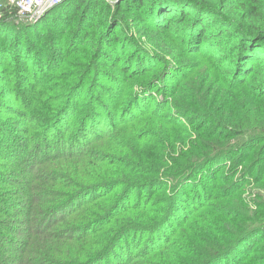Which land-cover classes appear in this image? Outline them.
Segmentation results:
<instances>
[{"label": "trees", "instance_id": "obj_1", "mask_svg": "<svg viewBox=\"0 0 264 264\" xmlns=\"http://www.w3.org/2000/svg\"><path fill=\"white\" fill-rule=\"evenodd\" d=\"M18 11L19 7L9 0L0 7V38L5 39H0V60H3L0 112L12 119L31 118L35 124L21 128L19 133L0 137V170H4L0 172V234L4 224L15 217H19L16 218L18 223H28L27 219L44 216L47 227L30 229L31 233L22 243L23 249L16 250L25 258L11 263L22 264L26 259L28 264H35L37 259L47 264H96L106 259L108 264H214L238 252L240 248L235 251V245L246 239L250 231L243 229L235 236L233 233L229 238L220 237L212 226L214 216L210 210H205L208 204H197L193 198L188 201L194 187L186 175L190 179L199 158L189 153L181 157V161L143 155L139 156L141 163H133L135 169L141 170H134L133 174L126 156L122 159L114 153L102 154L101 143L105 140L101 132H94L98 129L96 122L88 124L90 117L86 127L77 128L75 132V118L71 117L73 123H70L59 116L79 101L78 96L70 94L77 89L83 79L81 76L91 74L101 63L120 69L130 80L150 71L144 64L141 66L142 62L134 66V60L126 58L132 43L126 33L123 35L120 17L132 11L139 12L144 19L157 16L161 22H149L150 26L169 31L184 23L191 28L186 33L187 41H194L197 51L208 46V49L224 52V63L228 66L225 69L232 83H236L233 86L248 87L264 94V0H64L42 17L28 20L20 27L11 21ZM48 53L56 56L54 63L58 61L54 79L65 81L69 86L60 84L65 97L55 96L51 100L55 104L44 107L39 98L50 88H46L47 92L39 91L36 87L41 84L33 83L27 76L35 73L40 76V71L45 72L47 66L43 63ZM36 60L41 62V70L33 67L30 75L25 74L24 70L28 71ZM89 78L87 75L86 79ZM22 88L28 91L27 96ZM6 97H11L12 104ZM123 97L128 96L123 94ZM143 119L136 116L133 122ZM166 121L162 123L182 124L177 120ZM218 122L215 135L219 138L253 128L250 123L236 126L233 121ZM12 126L7 119L0 118V129ZM33 129L35 138L31 134ZM186 130L189 129L186 127ZM72 132L74 134H68ZM149 133L141 135L143 139L137 142L147 141L154 131ZM131 138L128 136L129 142ZM226 143H213L208 150L198 152L204 155L199 162H212L211 159L222 156L223 150L227 154L230 146ZM19 145L26 150L22 155L32 149L33 160L24 159L27 166L24 170H20ZM222 146L226 149H221ZM215 150L220 151L211 155ZM192 156H195L194 162ZM33 166L45 170L32 172ZM139 171L147 176L144 186L135 180L134 175ZM174 179H179V188L176 185L177 191L173 192L177 201L172 198L174 188H168L170 180ZM21 186L32 194L25 206L14 212L3 208L8 200L11 204L15 201L8 199L4 191L11 195ZM202 207L200 218L196 211ZM55 226L54 231L50 230ZM8 227L11 231L15 226ZM211 232L216 234L218 242H213ZM1 237L7 244L15 239ZM249 253L240 254L236 264L246 261ZM1 259L6 257L0 254V263Z\"/></svg>", "mask_w": 264, "mask_h": 264}, {"label": "rangeland", "instance_id": "obj_2", "mask_svg": "<svg viewBox=\"0 0 264 264\" xmlns=\"http://www.w3.org/2000/svg\"><path fill=\"white\" fill-rule=\"evenodd\" d=\"M6 1L8 0H0V7L2 2L6 4ZM14 1L9 0V3ZM13 17L11 21L19 27L28 21L15 15ZM120 18L123 20L120 22L121 28L124 29L123 35L126 33V37H129L132 43L126 58L130 61L134 60V66L142 62L141 66L144 64L143 67L151 68L150 71L144 76L130 80L120 69H113L105 65L108 63H101L91 74L84 73L81 76L83 79L79 81L77 89L70 94L72 97L78 96L79 101L72 109L64 111L59 117L69 121L71 117L75 118V132L77 128H85L87 119L90 117L88 124L96 122L95 127L98 129L94 132L96 134L101 132L105 140L101 143L102 154L106 153L105 156H107L114 153L122 159L126 156V163L132 173L134 170H141L133 166V163L142 162L139 156L153 154L156 157L164 156V158L181 161V157L187 153L195 155L199 158L196 161V168L190 172V179L189 175H186L191 182V187L192 185L194 187L192 188L194 192L190 193L192 195L188 197V201L193 198V202L197 204L200 202L208 204L205 210H210L214 216L215 221L212 226L220 237L229 238L233 233L235 236L243 229L250 231L245 236L250 234L246 239L235 245V251L240 248L238 252L225 256L220 259L221 261L218 260L220 262L215 261L214 264H236L241 255L245 256L249 252L246 261L241 264H264V94L254 89L250 90L248 87L233 86L236 83H232L225 69L228 66L224 63L225 56L222 55L224 52L215 48L208 49V46L203 51H197L194 41H187L186 33L191 28L184 23L174 26L169 31L165 28L150 26L149 22H161V19L155 15L144 19L139 12L132 11L122 14ZM72 38L75 39V36ZM0 39L5 40L4 37ZM226 48V46L223 47V50L225 51ZM55 59L56 56L53 53H48L43 63L47 66L44 67L45 72L40 71V76L37 73L32 77L27 76V79L33 83L41 84L36 87L39 91L47 92L46 88H50L48 93L39 98L40 105L44 107L55 104V101H51L55 96H61V99L65 97V93L62 94L63 86L60 84L69 86V83L65 81L57 82V79H54L56 74L54 69L58 66V61L54 63ZM2 61L0 60V70ZM41 65V62L36 60L34 64L29 65V70L24 72L30 75L31 68L36 67L41 70ZM48 66L49 69H47ZM87 75H90L89 79H86ZM85 83L87 85L84 86ZM21 91L27 96L26 89L22 88ZM123 94L128 97H123ZM6 98L12 104L11 97ZM71 112H73L72 116ZM136 116H142L145 119L135 123L133 120ZM0 118L7 119L13 125L11 128L0 129L1 138H4L6 134L19 133L21 128L29 124L31 126L35 124L31 118L24 121L20 118L12 119L1 112ZM170 119L177 120L179 123L182 121V124L178 125L176 121L170 125L162 123ZM218 120L233 121L232 123L237 124L236 126L250 123L253 128H244L238 135L227 134V138H219L215 135L218 132L216 130ZM126 122L128 124L124 126ZM70 123L73 122L70 121ZM157 124H161V127ZM117 130H119L118 133H116ZM151 131L154 133L151 136L148 135L147 141L137 142L138 139H143L141 135ZM31 134L34 137V129L31 130ZM68 134H74V132ZM117 136L118 139H116ZM128 136L132 137L131 143ZM51 137L49 139L53 138ZM18 140H21L20 136ZM223 141H227L226 144L230 146L227 148V154L223 150L222 156L211 159L212 162L204 161L202 164L199 162L203 160L204 155L198 152L208 150V146ZM14 142L16 144V140ZM241 143L243 144L240 145ZM170 146L175 148L171 149ZM221 149L226 147L222 146ZM31 150L27 155H22L26 150L21 148L20 170L27 168L24 159L33 160ZM219 151H211L210 154H218ZM96 154L97 152L95 156ZM195 156L191 157L193 162ZM133 158H139L140 161ZM106 160L109 161V159ZM33 168H31L32 172L36 173L45 170L43 167L40 169L33 166ZM0 172L4 170L1 169ZM134 176H136L135 180L140 182V186L146 185L144 184L147 179L145 174L139 171ZM178 180H170L168 187L174 188L171 192L174 201H177L173 192L179 188ZM150 187L153 188V186ZM4 194L9 196L8 199L15 200L12 204L9 200V203H5L7 199L3 200L7 205L3 208H9L11 212L24 207L25 201L32 195L22 186L14 189L11 195L9 191H4ZM203 211L204 207L196 211L200 218ZM43 217L40 219L37 217L31 221L27 219L28 223L20 221L18 223L16 218L19 217H15V220L4 224L3 233L0 234V254H3L6 259H1L0 264H17L11 261L25 258L24 254L16 250L23 249L22 243L27 240V234L32 231L30 229L36 227L42 230L47 227ZM6 225L15 227H11L10 231ZM23 227L24 230L21 229ZM14 228L19 231H14ZM56 228L57 226L50 230L54 231ZM211 234L214 236L213 242H218L215 240L216 234L212 232ZM1 236H12L15 239L12 244H7ZM36 262L35 264H47L37 259ZM22 264H28L26 259ZM96 264H108V262L103 259L101 263Z\"/></svg>", "mask_w": 264, "mask_h": 264}, {"label": "built area", "instance_id": "obj_3", "mask_svg": "<svg viewBox=\"0 0 264 264\" xmlns=\"http://www.w3.org/2000/svg\"><path fill=\"white\" fill-rule=\"evenodd\" d=\"M64 0H15L19 7L18 18L34 20L42 17L47 11L61 4Z\"/></svg>", "mask_w": 264, "mask_h": 264}]
</instances>
